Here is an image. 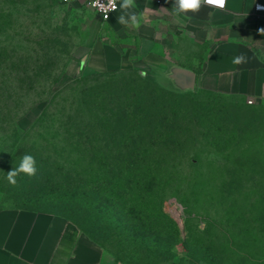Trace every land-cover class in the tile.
<instances>
[{
	"label": "rangeland",
	"instance_id": "obj_1",
	"mask_svg": "<svg viewBox=\"0 0 264 264\" xmlns=\"http://www.w3.org/2000/svg\"><path fill=\"white\" fill-rule=\"evenodd\" d=\"M107 32L105 21L82 1L0 0V209L66 217L104 246L106 264H141L143 243L131 240L134 226L120 219L105 195L127 189L117 177L120 169L79 159L56 134L61 108L73 101V79L89 75L86 68L100 38L115 39ZM180 49L181 63L192 64L200 54L191 44ZM95 69L103 73L99 63ZM147 73L159 87L182 96L179 103L185 109L178 143L154 148L152 156L155 160L165 151L152 164L171 172L163 180L164 211L180 236L169 261L151 264H205L188 256L183 244L187 234L197 245L206 237L214 240L222 258L216 264H264V102L250 105L235 95L180 88L169 78L170 70ZM159 76L167 78L164 83ZM119 115L106 121L102 152L138 147V140L128 141V147L119 140L132 132ZM113 134L119 138L113 140ZM25 154L35 158L37 173H20L13 185L7 172ZM80 185L86 195L75 201L70 196ZM61 193L67 200L59 198ZM162 230L172 234L167 224Z\"/></svg>",
	"mask_w": 264,
	"mask_h": 264
},
{
	"label": "crops",
	"instance_id": "obj_2",
	"mask_svg": "<svg viewBox=\"0 0 264 264\" xmlns=\"http://www.w3.org/2000/svg\"><path fill=\"white\" fill-rule=\"evenodd\" d=\"M135 4V11L144 17L140 27L118 23L121 11L114 13L105 23L106 35L115 39L98 40L87 73H96L97 63L102 72L170 70L169 78L180 88L264 102V34L258 31L264 28V9L258 8L264 7V0H227L223 10L204 6L179 17L172 10L174 0H135ZM136 42L146 46L128 45ZM183 44L200 53L192 64L179 61ZM145 47V53H139ZM241 53L247 63L233 64ZM176 71L183 72L180 82L173 78ZM159 78L162 83L167 79ZM0 264H106V256L101 245L63 216L1 208Z\"/></svg>",
	"mask_w": 264,
	"mask_h": 264
},
{
	"label": "trees",
	"instance_id": "obj_3",
	"mask_svg": "<svg viewBox=\"0 0 264 264\" xmlns=\"http://www.w3.org/2000/svg\"><path fill=\"white\" fill-rule=\"evenodd\" d=\"M142 72H85L89 75L73 79L77 86L73 90V101L68 109L61 108L59 114L63 115L58 118L56 134L61 142L72 148L79 159L99 165L114 163L115 167L120 169L117 177L125 181L127 189L122 186L111 194H105L108 195L106 199L116 208L120 219L134 226V229H129L133 231L131 240H140L144 248L138 251L141 264H151L155 260L169 261L180 236L174 221L164 211L166 196L163 180L171 172L152 164L156 163L159 155L165 151L155 155V160L152 156L154 148L164 149L165 146L178 143L179 135L184 129L185 109L183 110L179 103L182 96L159 87L148 77L147 72L146 76L141 75ZM107 77H113V80L105 84L103 80ZM119 114L125 116L127 130H132L128 138L119 140L127 147L128 141L130 143L131 140H138L137 146L140 148L137 147L133 152L128 150L127 153L102 152V142H105L102 130L107 124L106 121L115 120ZM135 132L139 134L133 135ZM118 138L113 134V140ZM83 187L80 185L70 197H74L75 201L84 199L86 194ZM202 189L206 191L207 188ZM59 198L67 200V195L61 193ZM72 223L104 248L78 224ZM164 224L170 227L172 234L162 230ZM204 231L208 232L206 236L210 235L209 227ZM191 242V236L187 234L183 244L190 258L205 264H216L217 260H222L216 254L212 238L206 237L198 245ZM118 256L127 258L115 255L116 258Z\"/></svg>",
	"mask_w": 264,
	"mask_h": 264
},
{
	"label": "clouds",
	"instance_id": "obj_4",
	"mask_svg": "<svg viewBox=\"0 0 264 264\" xmlns=\"http://www.w3.org/2000/svg\"><path fill=\"white\" fill-rule=\"evenodd\" d=\"M227 0H174L173 12L175 16L187 15L188 13H197L204 6L218 8L223 10L226 7ZM99 7L103 10L104 19H108L109 11H116L119 7L121 15L118 17V23L132 28H139L141 20L144 18L143 14H138L135 11V0H121L117 5L116 0H107V4H100L99 0H93L92 6ZM260 34H264V28L258 29ZM233 64L240 65L247 63V57L241 53L233 59ZM141 75L146 76V72ZM251 103V101H250ZM23 173L27 176H35L37 173L35 158L30 154H25L18 165L7 172L6 179L9 183L15 185L17 183L16 177Z\"/></svg>",
	"mask_w": 264,
	"mask_h": 264
},
{
	"label": "built area",
	"instance_id": "obj_5",
	"mask_svg": "<svg viewBox=\"0 0 264 264\" xmlns=\"http://www.w3.org/2000/svg\"><path fill=\"white\" fill-rule=\"evenodd\" d=\"M68 1H71V2H81L82 1V2H85V3L89 4V5H91V7L95 10V12L98 14V16L103 21H108L112 17V15L119 10V7H118V9L116 11H109L108 14H107L108 15V19H104L103 10L99 7V5L97 7H93L92 6L93 0H68ZM99 2H100V4H107V0H99ZM120 2H121V0H116L117 5H119ZM258 8L259 9H264L263 6H258ZM250 101H251V103H250ZM248 103L250 105H252L254 103V101L252 99H249Z\"/></svg>",
	"mask_w": 264,
	"mask_h": 264
},
{
	"label": "water",
	"instance_id": "obj_6",
	"mask_svg": "<svg viewBox=\"0 0 264 264\" xmlns=\"http://www.w3.org/2000/svg\"><path fill=\"white\" fill-rule=\"evenodd\" d=\"M183 76H184L183 75V72L176 71L175 74H174V76H173V78L180 82L182 80Z\"/></svg>",
	"mask_w": 264,
	"mask_h": 264
}]
</instances>
